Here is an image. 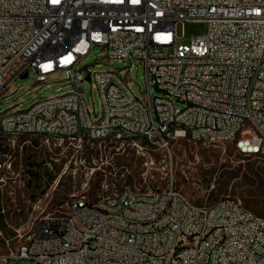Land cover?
Wrapping results in <instances>:
<instances>
[{"label":"built area","instance_id":"1","mask_svg":"<svg viewBox=\"0 0 264 264\" xmlns=\"http://www.w3.org/2000/svg\"><path fill=\"white\" fill-rule=\"evenodd\" d=\"M190 21L206 22L207 32L177 44V25ZM98 47L105 63L137 61L146 75L145 103H131L130 77L96 72L107 127L96 124L85 93H77L83 69L74 73ZM31 70L38 83L64 73L74 90L38 100L17 121L22 129L8 123L11 108L0 114V130L8 123L11 148L22 141L47 148L56 162L63 157L68 166L91 168L89 181L105 163L125 169L119 159L169 151L178 138L232 144L241 155L264 158V0H0V96ZM55 102L67 103L75 118L61 112L56 126L35 123ZM110 128H127L129 136L106 143ZM133 132L156 137V144L140 146ZM35 133L43 140L34 141ZM83 148H91L90 160H82ZM13 157L0 158V188L18 180ZM17 237L18 249L0 256L2 263L264 264V217L233 198L196 204L173 185L103 181L91 196L71 195L66 210L45 213L32 233ZM175 247H182L181 257H174Z\"/></svg>","mask_w":264,"mask_h":264},{"label":"rangeland","instance_id":"2","mask_svg":"<svg viewBox=\"0 0 264 264\" xmlns=\"http://www.w3.org/2000/svg\"><path fill=\"white\" fill-rule=\"evenodd\" d=\"M207 29L208 24L203 21L179 23L176 27L177 44L202 36ZM104 59L105 54L98 47L79 66L83 69L86 103L94 118L101 116V101L94 80H87L86 68L91 73L110 69L121 71L123 79L126 76L132 79L136 95L145 96L147 91L145 70L139 62L116 60L105 63ZM26 74L27 78L18 79L10 91L0 96V114L13 107L23 111L42 98L74 90V85L66 81L64 73L52 76L47 83L36 82L33 70ZM34 140L42 141L43 138L34 137ZM139 145L149 147L153 144L142 141ZM0 147V158L13 154L15 172L20 173L15 184L6 180L0 188V256L18 249L19 232L32 233L45 213L66 210L71 203V195L86 193L91 196L103 181L151 189L173 185L196 204H214L222 198H233L256 216L264 217V158L241 155L232 144L214 145L178 138L171 142L169 151L151 149L141 155L119 159V163L123 162L120 164H128L125 169L105 163L96 168L90 181L91 168L81 164L75 167L74 163L68 166L63 157L56 162L53 159L57 155L52 156L47 148L36 150L33 146L23 145L22 141L11 148L8 140L0 141ZM85 149L82 150V160H90L91 150ZM74 168L77 170L75 176ZM0 264L35 262L9 259L6 263L0 260Z\"/></svg>","mask_w":264,"mask_h":264},{"label":"bare ground","instance_id":"3","mask_svg":"<svg viewBox=\"0 0 264 264\" xmlns=\"http://www.w3.org/2000/svg\"><path fill=\"white\" fill-rule=\"evenodd\" d=\"M190 61H198V54H190ZM79 66L80 65L74 66V73H82V69H80ZM107 73H118V71L110 69V70H107ZM88 77L90 78V80L96 79V72L95 73L89 72ZM77 93H85L84 85H77ZM131 103H145V96H138L136 94H132ZM33 106H36V103ZM61 112H63V118H75V111L67 110V103L55 102L53 103L52 112L49 115L35 116V123H45V126H56V123H58V120L61 118ZM21 117H25V110L17 111L13 109V111L10 112V115H8V123H15V129H22V122H17L19 119H21ZM8 123H1L0 141L9 139ZM96 124H99V127H107L108 126V115L101 114L100 118H96ZM115 135L129 136V129L110 128V131H108L106 134V143H114ZM34 137H38L41 139L43 138V133H35ZM133 139L137 143L146 141L153 145L156 144V137H149L147 140V134L142 133V132H133ZM86 149L91 150V148H86ZM183 251H191V244H183ZM181 255H182V247H175L174 257H181Z\"/></svg>","mask_w":264,"mask_h":264},{"label":"water","instance_id":"4","mask_svg":"<svg viewBox=\"0 0 264 264\" xmlns=\"http://www.w3.org/2000/svg\"><path fill=\"white\" fill-rule=\"evenodd\" d=\"M27 77H28V74H25V75L23 76V79H25V78H27ZM87 80H90V78L87 77Z\"/></svg>","mask_w":264,"mask_h":264}]
</instances>
